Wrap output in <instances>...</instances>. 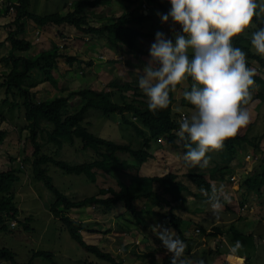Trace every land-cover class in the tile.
<instances>
[{"label":"rangeland","instance_id":"obj_1","mask_svg":"<svg viewBox=\"0 0 264 264\" xmlns=\"http://www.w3.org/2000/svg\"><path fill=\"white\" fill-rule=\"evenodd\" d=\"M77 1L80 0H31L29 9L32 13L42 15H48L52 13L63 14L68 10H72L73 5ZM85 10L86 12H84V15L86 16L89 25L97 28L112 23L114 19L117 16H120L123 12L135 11L136 14H148V12L150 14V19L146 20L143 26H141V29L144 32L155 34L157 31H161L165 33L166 37L173 38L172 33L180 31V29L174 24H170L168 22L162 23L158 15V13H160L159 9L155 5L149 6L148 3L145 2H137L136 6L134 3L129 4L128 2L127 4L116 2L115 5L113 4L110 7H107L106 11L100 8L97 9V11H91L90 8H86ZM261 15L264 16V14ZM104 17H106V19ZM255 30H257L256 25L251 23L249 27L244 32H242V34L246 35L247 38L250 39L251 32ZM60 33L63 35V38H66L64 41H62V45L66 48L68 45H64V43L68 42V44H71V42H73L74 49L77 51V53L80 52V40L89 39L95 41L94 35L82 33L78 31L76 27L70 24H65L62 26ZM100 40L103 39H99V41ZM95 42L97 43V41ZM103 42H105L103 44H106V46L107 44L109 45V41L107 42L104 40ZM138 42L139 49L135 52L128 53L126 50H123V54H120V51H115L116 54L114 56L117 55L118 62L120 63L114 64L117 61L114 59L115 57L110 59L109 62L112 61L113 64H109V66L112 65V67L109 68L108 65L105 66L102 71L104 74H102L101 77L94 76L91 78L90 73H94L93 69H91L89 71L90 73L87 72L88 77L90 76V79L87 81L80 78L79 80L73 82L74 85L72 88L76 90H81L88 87L95 90L107 89L108 91L114 92L113 101L117 103L122 102V95L123 92H125L124 96L127 97L128 102L131 101L134 97L131 91H122L116 87L109 86V84H114L116 86L122 85L126 82H131L134 86L138 87L136 70L142 69V67L147 63L149 55L144 53H149L148 50L150 44L154 42V38L141 39ZM97 44L101 46V50H104L105 47H102L103 44L101 42H98ZM62 45L60 46L61 49L63 48ZM48 48L51 50L52 44H48L46 49ZM62 50L67 52V50ZM81 65V63L77 62L74 65V69L81 71L86 70V68L83 67L84 65ZM81 71L79 75H81ZM261 76L264 78V69H261ZM50 79L51 81L55 80L52 78V76ZM192 83L193 82L189 78L188 80L181 82L173 90L175 102L177 101V103H174V110L180 113V115L183 113L190 115L186 112L193 111V109L189 107V103V105L182 103L184 100L183 93L186 90H190ZM55 84L56 81L53 85ZM59 85L68 87V85L63 83H60ZM252 86H256L258 90L264 94V88L262 86L256 85L255 82ZM255 90L258 91L256 88ZM4 92L5 89L0 88V129L7 130L8 134L3 143L0 145V172L14 168L18 171L21 179L15 184L16 202L19 209V215L16 217V219H10L6 216H3V225H5L6 228L2 230V225L0 224V250L3 248L10 250L14 253L15 260L17 262L26 264H110L107 261L98 259L93 254L86 251L82 246H80L75 240L72 239L67 231L66 226H64L60 220L56 219L52 215L50 211V205L55 200L54 194L44 185L43 182L38 181L31 174V162L27 163L23 161V146L25 137L27 136L25 129L27 121L25 118V107L23 106L24 97L22 98V94L20 96L16 90H13L15 93L10 94L8 100V106L10 107L9 110L11 109L9 112L6 111L7 107L2 103V95ZM66 92L67 93L65 94H68L70 91L66 90ZM138 93L143 95L141 90H138ZM250 93L251 97L256 96V93L252 90V88H250ZM60 94H64V91L60 90ZM4 98H6V96ZM142 98L144 99V97ZM50 100H52V98L47 96L44 98V102ZM258 102L259 103L255 104L253 102V104L246 107L250 116V120L247 125H250L249 135L251 137L260 136L264 132V102ZM80 105V103H78L76 106L70 105L68 108L69 112H75L76 109L80 107ZM129 117L132 116L129 115ZM119 120L120 117L117 114L105 116L100 111L95 109L89 110V113L85 117L86 126L94 134L117 143H128L132 144V146L135 148H141L142 138L137 136L135 131L130 126L121 124ZM41 127L42 130L39 133L37 140L42 146L43 153L50 155L55 153L54 156L58 160L66 161L69 164L88 163L96 159H102L101 155L104 152L103 149L98 151L93 149L84 151L81 148V144L78 139H76L73 144H65L63 148L57 151L56 146L48 142V132L53 130V126L43 121L41 123ZM166 145L170 147L169 150L171 152L166 150V148L164 149V147H160L158 150H152V153H156L155 155L159 158L158 163H164V160H166L167 157L171 158L172 160H177L173 166H179V173L186 174L187 168L184 169L183 163L178 161L180 159H177V155H173L174 152L177 154L182 152L183 155V144L178 146V148H181L179 151H177V149H175L176 151L172 149V144L168 140ZM239 148L244 154V157H246L247 161H245L243 157L240 159L239 163L232 164L234 160H232V158L229 159L227 150L221 148L220 150L210 151L206 154L210 158L209 164L206 168H191L192 171L201 170V172L204 171L212 173L213 178L218 183V188L223 186V192L229 196V201L235 196L237 198L234 197V201L238 202V204H241L240 202L243 203L241 207L242 209L240 210V216H242L241 218H243V220L237 217L236 220L232 222L235 226L231 230H228V227L223 225L225 220L230 219L229 217L226 218L225 214L222 216L220 214L216 215L215 217L213 216L219 220L215 227L224 230L218 239V245L216 244L217 241L214 242V240H211L210 237L205 236L203 232L197 235L196 238L199 239L202 244L205 242V240H207V243L203 244V249L206 250L207 254L198 258V261H200L201 264H227L226 253L228 251V247L234 244L237 240H239L242 245L240 254L246 257L244 264H264V188L259 194L255 188L249 189L246 187L247 185L245 183V180L249 178L250 174H253V172L258 169L259 164L262 160H264V138L261 141L262 151H257L254 147L248 145V143L239 144ZM256 151L260 153V159L257 160H255V157L257 156L255 154ZM30 152L31 150H29V153ZM118 157L120 159L122 158L123 160L126 159L130 162H136L129 154L120 153ZM249 157L251 159H249ZM32 159L33 157H31V160ZM243 161L245 163H243ZM47 169L48 175L52 177L54 185L72 200L95 196L99 190L108 189L111 187L116 191H119L120 187L115 181L121 180L125 184H130L133 179L131 173L136 174L135 169L116 171L109 175H104L102 171L96 170L97 183H93L83 174H67L53 165H49ZM144 171L145 170H143V173H145ZM216 175H218L219 179L216 178ZM232 192L234 196L232 195ZM106 194H109V192ZM3 195V193H0V199ZM167 198H171V195H169ZM162 199L164 200V198ZM192 200V203L187 207L188 209L195 208L198 212L199 206L205 205L202 213L207 214L209 212V205L207 202H195L194 199ZM135 203L137 204L136 201ZM231 204L233 208L237 209V203H233L231 200ZM244 204L247 205L246 208H244ZM153 205L154 203H149V206L153 207ZM116 206L124 207L122 203H118ZM88 207L89 210L81 208L67 211L77 224L80 222L83 224L82 227L78 228L82 230L79 232L82 236H84L86 242L99 247V244H94L96 242V238L93 237L90 231H87L91 227L97 228L98 230L101 229L102 235L109 233L114 234L111 242L103 240V244H105L104 247L101 245L103 249H108L110 252L113 251L114 253H119L120 250L126 248V246L128 247V243L125 240L130 239L129 234H132V231L135 230V226L139 225V219L136 221H131L127 218H123L124 215L114 214L112 216L113 219H110V222L104 223L110 217L104 215L101 207H97L95 211L92 206L90 207L88 205L86 208ZM162 207L165 206L163 205ZM224 209H226L228 212L231 210V208L229 210L227 206H224ZM163 210H165V212L167 211L165 208ZM89 211L91 213H89ZM190 212L191 211L186 212V214L192 216L196 214V212L195 214ZM91 214L94 217H91L89 221L88 219L90 218L89 216ZM237 215L238 213H236V216ZM0 216L2 215L0 214ZM211 218L212 216L210 215L206 218H204L203 215L202 220L200 221L203 229H207V227L210 226L209 224L211 222L209 221ZM97 219H100L101 222H96ZM240 220L243 222L242 225L235 223ZM123 231L126 232V234H123ZM121 237L123 238L122 240L120 239ZM217 246H219V250L216 251L215 248L217 249ZM38 251L52 253V261L45 257H33ZM132 252H134V249ZM114 256L117 259L120 258L119 255ZM193 258H195V256ZM185 259L189 260L191 264L190 257H186ZM157 260L159 261V259ZM0 264L12 263L8 260L0 258Z\"/></svg>","mask_w":264,"mask_h":264},{"label":"trees","instance_id":"obj_2","mask_svg":"<svg viewBox=\"0 0 264 264\" xmlns=\"http://www.w3.org/2000/svg\"><path fill=\"white\" fill-rule=\"evenodd\" d=\"M31 0H17L12 6L15 13V30L9 33L8 39L12 45V52L5 60H18L22 61L23 68L18 70L14 68L7 76L4 85L7 88L6 98L4 102L9 103L10 94H14L13 90L24 99L23 106L25 107V118L27 125L25 127L27 136L25 137L23 146V161L32 164L31 174L54 194L55 200L50 205L52 215L60 220L66 226L68 233L80 246L86 251L93 254L100 260L109 262L110 264H127L121 259H117L113 254L101 250L97 245L89 244L84 237L80 234V228L83 224H77L67 211L71 209H80L88 205L101 207L111 210L122 203L127 211L136 215V208L134 201L138 199H147L148 201H158L161 199L160 194L168 193L171 195V210L164 215L165 221L176 229L179 238L187 245L189 240L185 238L181 231L183 219L174 212V209L179 208L180 202L184 201L182 196L183 192L187 191L195 199H204L207 201L205 192H210L213 186L212 173H196L189 172L186 174L188 180L195 185L196 192L192 191L185 182L180 180L174 172L169 171L163 176L154 177H138L132 179L130 184H125L120 180L115 181L120 187L119 191L112 188L108 189L109 196H105V191L100 190L95 196L85 197L78 200L70 199L65 193L61 192L53 183L52 177L48 175L47 167L53 165L58 167L67 174L85 175L90 181L96 182V170L103 173L110 174L114 171L130 170L133 167L126 161L118 157V153H125L131 155L137 164L147 162L152 154V142L166 137L168 141L176 146V141L180 140L177 135L178 121L187 114H181L174 109V92L169 93V105L157 110L155 113L148 111L146 97L138 93L140 90L131 82H126L122 85L109 84V86L116 87L122 91H131L134 95L133 99L128 102L127 97L122 95V102L117 103L113 101L114 92L107 89L95 90L93 88H84L81 90L70 91L67 96L61 95L53 98L50 101L35 102L29 91L22 88L24 80L29 76L30 72L39 67L43 69L47 78L54 77L53 62L58 56V47L52 50L44 51L38 54L34 59L26 60L22 58H15L13 53L15 51H27L31 48L32 44L29 41L19 39L18 36L24 32L23 18L28 17L33 19L40 26L62 25L70 24L82 33L88 35H101L107 34L111 41L120 47H124L130 52H135L139 49V40L153 39L154 34L144 32L141 29L144 22L150 19V14H136V12H123L117 16L114 21L102 27H94L89 25L84 11L86 8H95L97 6L109 5L112 0H80L73 5L72 10H68L65 15L60 13H52L48 15H36L29 12V5ZM129 4L136 2H145L149 6L155 5L161 14L166 13L170 5L167 0H125ZM10 9V7H9ZM168 23L173 24L171 20ZM252 23L259 27V21L253 17ZM176 25L179 29L180 26ZM234 47L240 48L245 52L246 66L254 69L255 75L254 82L264 88V79L261 77V69H264V58L255 54L251 49L250 39L242 33L237 34L232 38ZM144 53V52H143ZM148 54L149 53H144ZM71 58L68 57V60ZM42 62L45 64L42 66ZM51 80V79H50ZM179 85V84H178ZM177 85V86H178ZM176 86V87H177ZM15 88V89H14ZM255 91V90H254ZM14 97V96H13ZM144 97V99L142 98ZM142 98V99H141ZM264 101V94L262 92L256 93L254 98H251L245 108L251 105L254 100ZM77 100V101H76ZM80 103V107L75 112L70 113L68 108L70 105L76 106ZM182 103L189 105L187 101L183 100ZM193 109V106L189 105ZM95 109L100 111L105 116L117 114L120 117L119 122L123 125L130 126L137 136L142 138L141 148H135L132 144L117 143L115 141L105 139L91 132L86 126L85 117L89 110ZM194 110V109H193ZM190 114V112H188ZM132 116V117H129ZM45 121L53 126V130L48 132V142L56 146L57 151L63 148L65 144H73L76 139L80 141L83 149L100 150L103 149L102 159L95 160L91 163L69 164L66 161L58 160L54 154L50 155L42 152V146L39 144L37 138L42 130L41 123ZM250 125L238 130L237 134L233 137L226 139L223 143L224 149L227 150L229 159L234 157L241 143H248L253 146L257 151L261 148V141L264 138V132L260 136L249 135ZM8 131L0 129V145L7 137ZM182 143V142H181ZM29 150L31 152L29 153ZM31 157L33 159L31 160ZM228 159V160H229ZM23 165V164H22ZM257 173V175L255 174ZM21 179L18 171L10 168L6 171L0 172V193L4 195L0 199V224L2 230L5 227L4 218H14L19 215V209L16 202V187L15 184ZM245 183L247 185L254 184L256 191L264 188V160L261 161L257 170L254 171L252 177L248 178ZM158 184L163 187L161 191H155L153 186ZM204 190L203 192L201 190ZM103 195V196H102ZM105 196V197H104ZM233 203H237L235 198H231ZM230 201H222L224 206L233 212V214H240L242 205L238 204L237 209L232 207ZM62 207V208H61ZM87 229V228H86ZM203 233L207 236L220 237L222 231L218 227L211 228L210 230L202 229ZM231 230V228H230ZM94 232V230H87ZM33 257H45L52 261V253L46 251H38ZM0 258L10 261L12 264H26L19 263L15 260L14 253L10 250L3 248L0 250ZM248 264V263H246Z\"/></svg>","mask_w":264,"mask_h":264},{"label":"clouds","instance_id":"obj_3","mask_svg":"<svg viewBox=\"0 0 264 264\" xmlns=\"http://www.w3.org/2000/svg\"><path fill=\"white\" fill-rule=\"evenodd\" d=\"M170 8L158 13L162 23L180 26L172 37L157 31L149 47V59L136 70L137 85L146 97L147 109L155 113L169 105V93L189 78L193 82L183 99L193 106L178 123L183 144L182 159L188 168H206L210 151L220 150L226 139L237 134L250 120L246 105L251 99L255 71L246 66L245 52L232 44L255 16L258 30L250 35L251 49L264 58V0H168ZM204 191L203 189L201 190ZM213 216L229 201L223 186L205 192ZM171 253L169 264H190L184 258L186 244L171 229L157 231ZM218 247V246H217ZM239 240L228 247L227 264H244Z\"/></svg>","mask_w":264,"mask_h":264},{"label":"crops","instance_id":"obj_4","mask_svg":"<svg viewBox=\"0 0 264 264\" xmlns=\"http://www.w3.org/2000/svg\"><path fill=\"white\" fill-rule=\"evenodd\" d=\"M16 2H17V0H0V88L5 89V92L2 95V103H3V105H5L7 107L6 111H9V112L11 110V109L9 110V108H10L8 106L9 103L4 102V99H5L4 97L6 96V93H7V88L4 85V82L6 81L8 74L14 68L17 67L16 69H18V70H21L23 68L22 61H18V60H5V61H3L4 60L3 58L8 57L10 55V53L12 52V45L8 39V36H9L10 32L15 30L14 19H15L16 15L14 12H11L9 7L12 6ZM116 2L128 4V1H125V0H112V2L109 5L97 6L95 8H90V9H91V11H97V9L100 8V9L106 11L107 7H110L113 4L115 5ZM30 3H31V1H30ZM136 3H134L135 6H136ZM29 7H30V5H29ZM29 12L32 13L30 11V9H29ZM84 12H86V10ZM32 14L42 15V14H37V13H32ZM65 14H66V12L63 13V15H65ZM104 18L106 19V17H104ZM22 22L24 25V32L21 33L18 36V38L29 41L32 44V46L27 51H15L13 53L15 58H22V59H26V60L34 59V57H36L38 54L44 52V50L45 51L50 50L49 48L46 49L48 44H52L51 50L54 47H58V52H57L58 56L55 59V61L53 62V65H54V68H53L54 69V71H53L54 77H53V79H55V80L51 81L50 79H48L44 70L42 68L39 69V67H36L35 69H33L30 72L29 76L24 80V82L22 84V88L29 91L30 95L33 97V101H35V102H44V98L46 96L49 98H52V99L55 97L61 96L60 90L64 91V94H62V95L67 96V94H65V93H67L66 90L76 91V89L72 88L74 85V83H73L74 81H77L80 78L82 80L88 81V79H90L89 78L90 76H91V78H93L94 76L95 77H97V76L101 77V75L104 74L102 71H103V68H105V66L108 65L109 68L112 67V65L109 66V64H113V62L112 61L109 62V60L112 59L113 57H115L114 59L117 60L114 64H119L120 62H118L117 55L114 56L116 54L115 51H117V50L120 51V54H123V52H124L123 50H126L128 53L130 52L129 50L125 49L124 47H120V46L116 45L114 42H112L110 37L107 34H101V35H94L95 36L94 38H95V41H97V43L101 42L103 44V43H105V42H103L104 40H106L107 42L109 41L108 42L109 45L108 44H107V46H106V44L102 45L103 48L105 47L104 50H101L102 49L101 46H99L94 40L82 39V40H80V46H81L80 52L77 53V51L74 49V43L73 42H71L72 45L68 44V42L64 43V45H68L66 48L62 45L63 44L62 41H64L66 38H63V35H61L60 30H61V27L64 26L65 24L51 25V26H45L44 27V26H40L33 19L28 18V17L23 18ZM99 39H103V40L99 41ZM75 43H76V41H75ZM61 45L63 47L62 49L67 50V52L66 51L64 52L61 49V47H60ZM68 57H70L71 59L68 60ZM77 62L81 63L82 64L81 66L84 65L83 67L86 68V70H82V71L81 70H75L74 65ZM44 64L45 63L42 62V66ZM91 69H93L94 73L89 72ZM80 71H81V75H79ZM87 72L90 73L89 77H88ZM94 80H97V79H94ZM55 81H56V84L53 85ZM60 83L66 84V85H68V87L66 86L67 87L66 88L64 86H60L59 85ZM254 87L258 90V88L256 86H254ZM254 87L251 86L253 91L255 90ZM88 88H90V87H88ZM258 92H260V91L255 90V93H258ZM123 94L125 95V92H123ZM251 98H254V97H251ZM258 101H261V100H257V99L254 100V104L259 103ZM262 102H264V101H262ZM15 103H17V102H15ZM174 103H177V101ZM183 112H186V111H183ZM186 113H188V112H186ZM191 113L192 112H190V114ZM167 140L168 139H166V137H162V138L152 142V148L150 150L152 157L147 162H145L143 164H136V162H130V161L124 159V161H126L131 166L137 167V169L133 168V169H135L136 174L131 173L132 177L135 178L136 176H138V177L163 176L164 174L168 173L169 171H172L178 177H180V180L185 182L186 185H188V187L192 191L196 192L197 190L195 188V185L192 184L188 180V178L186 177V174H188L189 172H196V173H209V172H204V171L201 172V170H193L192 171L191 168L186 167L184 165V162L182 159V152H180V154H177L176 152H174L173 155L176 154L177 159L178 158L180 159L178 161H181L183 163L184 169L187 168L186 174L185 173L180 174L179 173V166H176V165L173 166L177 160H172L171 158L167 157L166 158L167 161L164 160V163H158L159 158H158V156L155 155L156 153L155 154L152 153V150L153 149L158 150V149H160V147H164V149L166 148V150H169L170 147H168L166 145ZM175 144H176V146L173 147V145H171L172 146L171 148L174 150L177 149V151H179L181 148H178V146L182 145L181 140H177ZM175 147H177V148H175ZM81 148H82V146H81ZM83 150L89 151L92 149H83ZM259 151H262V148H260ZM119 154L120 153H118V155ZM121 154H125V153H121ZM255 154L257 155L255 157V160L260 159V153L256 151ZM166 156H168V155H166ZM258 156H259V158H258ZM243 157H244V154L241 152L240 148L238 147L236 155L234 157H232V160H234L232 162V164L239 163L240 159ZM249 159H251V158L249 157ZM96 160H98V159H96ZM121 160H123V159L121 158ZM244 160L247 161L246 157H244ZM93 161H95V160H93ZM93 161H90L88 163H91ZM243 163H245V162L243 161ZM180 167H182V166H180ZM130 170H132V169H130ZM143 170H145L144 171L145 173H143ZM114 172H116V171H114ZM253 174H254V172H253ZM253 174H250L249 178L252 177ZM255 174L257 175V173H255ZM104 175H109V174L104 173ZM216 178L219 179L218 175H216ZM212 179H213V186L218 187V183L215 181V179L213 177H212ZM93 183H95V182H93ZM96 183H97V181H96ZM246 187H248L249 189H254V184L252 183L251 185H247ZM153 188L155 191H157V193H158V191H161L163 189V187L158 185V184H155L153 186ZM108 189H101V190L106 191L105 192L106 197L109 196V194H106V193H108ZM112 189H114V188H112ZM261 189H263V188H261ZM261 191L262 190H260L259 192L257 191V193L260 194ZM232 195L234 196L233 192H232ZM160 196H161V199H159L158 201L155 200L152 202L148 201L147 199H138V200H136L138 205L134 201V206H135L136 211H137L136 215H133L132 212L127 211L125 209V207H117L116 205L111 210L101 208L104 215L110 217L104 223L110 222V219L111 220L113 219L112 216L114 214L124 215L123 218H127L131 221H136L139 219L140 222H139V225L135 226V230L132 231V234H129L130 239L125 240L128 243V247L126 246V248L120 250L119 253L118 252L114 253L113 251L110 252V250H108V249L106 250V249H103L101 247V245L103 247L105 246V244H103L104 243L103 240L111 242V240L114 237L113 233L102 235L101 229L98 230L97 228H91L90 227L89 230H94V232H91V233H92L93 237L96 238V242L94 244H99L100 249L105 251V252H109L111 254L113 253V255H119V257H120L119 259L125 261L127 264H169V259H170L171 253H168L166 251L161 240L156 235V232L153 231V228H156L157 231H161L163 229H171L174 232V234H176V235H178V232L176 231V229H174L173 227L168 225V223L164 219V215L167 214L172 208L173 204L171 203V198H167L169 196L168 193L160 194ZM182 196L184 197V201L180 202V204H179L180 207L174 209V212L183 219L181 231H182L183 235L185 236V238H187L189 240V243L186 245L184 258L190 257L191 258V264H201V262L198 261V258L200 256L203 257L205 254H207L206 250L203 249V244L207 243V240H205V242H203V244H202V242L196 238L197 235H199L203 229V227L200 224V221L202 220L203 215H204V218L209 217V215L212 216V218L209 221V222H211L209 224L210 226H208L206 229L208 231L211 228H214L216 226V224H218L219 220L214 218L215 216L213 217V215L211 214L210 208H209V212L207 214L202 213L205 205L199 206V208H198L199 213L197 212V210L195 208H193L194 210L191 208H189L190 209L189 210L187 208L189 206V204L192 203V201H193L192 199H194L195 202H197V201L198 202L199 201L207 202L206 200L195 199L187 191L183 192ZM162 198H164V200ZM235 198H237V197H235ZM149 203H154L153 207L149 206ZM163 205L165 207H162ZM89 206L91 207L92 205H89ZM86 207H83V209L89 210V207L88 208H86ZM246 207H247V205L244 204V208H246ZM92 208L95 211V209L97 207L92 206ZM164 208L167 210L166 212H165V210H163ZM189 211H191L190 213H192V214H195V212H196V214L194 216L186 214V212H189ZM89 213H91V212L89 211ZM201 214H202V217H201ZM219 214L221 216L225 214L226 218H228V217L230 218L229 220H225L223 223V225L228 227V230H230V228L231 229L234 228L235 225L232 222L235 221L237 217L239 219L243 220V218H241L242 216H240L241 213L236 216V214H232L231 211H229V212L226 211V209H224V207H223V210ZM89 217L90 218L88 220L90 221L91 217H94V216L91 214ZM131 217H133V218H131ZM217 217H219V216H217ZM241 220L237 221L235 223H239L242 225L243 222ZM114 221H115V219H114ZM96 222H101V220L97 219ZM108 225H109V223H108ZM104 226H106V225H104ZM200 226L202 227V229ZM198 229L200 230L199 233L197 232ZM80 231H82V230H80ZM221 231H222V233L224 232L223 229H221ZM122 233L126 234V232H124V231ZM205 236H207V235L205 234ZM207 237H210V239L214 240V242L217 241L216 244L218 245V241H219L218 239L220 237H214V236H207ZM120 239L122 240L123 238L121 237ZM133 249H134V252H132ZM215 250L216 251L219 250V246L217 247V249L215 248ZM194 256H195V258H193ZM157 259H159V261ZM219 264H224V263H219Z\"/></svg>","mask_w":264,"mask_h":264},{"label":"built area","instance_id":"obj_5","mask_svg":"<svg viewBox=\"0 0 264 264\" xmlns=\"http://www.w3.org/2000/svg\"><path fill=\"white\" fill-rule=\"evenodd\" d=\"M10 10H11V12H14V11H15V10H14V8H13V6H10ZM183 117H186V115H185V116H183ZM183 117H182V118H183ZM13 225H14V224H13ZM197 232L199 233V232H200V230L198 229V230H197Z\"/></svg>","mask_w":264,"mask_h":264}]
</instances>
